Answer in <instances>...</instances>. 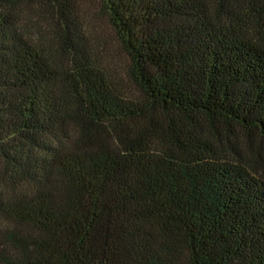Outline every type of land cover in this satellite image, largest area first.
Wrapping results in <instances>:
<instances>
[{
	"label": "trees",
	"instance_id": "16d2710c",
	"mask_svg": "<svg viewBox=\"0 0 264 264\" xmlns=\"http://www.w3.org/2000/svg\"><path fill=\"white\" fill-rule=\"evenodd\" d=\"M99 4L0 0V264H264V0Z\"/></svg>",
	"mask_w": 264,
	"mask_h": 264
},
{
	"label": "rangeland",
	"instance_id": "374dc122",
	"mask_svg": "<svg viewBox=\"0 0 264 264\" xmlns=\"http://www.w3.org/2000/svg\"><path fill=\"white\" fill-rule=\"evenodd\" d=\"M75 1L77 2L79 15L82 16L81 19L85 21L86 26L94 37H97L99 42L102 40L107 42L114 61L118 64V67L121 68L125 59L115 41L112 29L108 25L106 18L102 15L99 0ZM44 19L47 20L46 18Z\"/></svg>",
	"mask_w": 264,
	"mask_h": 264
}]
</instances>
